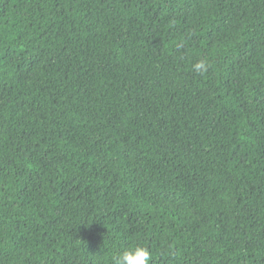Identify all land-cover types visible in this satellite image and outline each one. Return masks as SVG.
<instances>
[{
  "label": "trees",
  "instance_id": "1",
  "mask_svg": "<svg viewBox=\"0 0 264 264\" xmlns=\"http://www.w3.org/2000/svg\"><path fill=\"white\" fill-rule=\"evenodd\" d=\"M135 245L264 264V0H0V264Z\"/></svg>",
  "mask_w": 264,
  "mask_h": 264
},
{
  "label": "clouds",
  "instance_id": "2",
  "mask_svg": "<svg viewBox=\"0 0 264 264\" xmlns=\"http://www.w3.org/2000/svg\"><path fill=\"white\" fill-rule=\"evenodd\" d=\"M209 62L201 59L192 68L198 74H205L209 70ZM152 253L143 245H135L126 248L117 255L111 257V264H151Z\"/></svg>",
  "mask_w": 264,
  "mask_h": 264
}]
</instances>
